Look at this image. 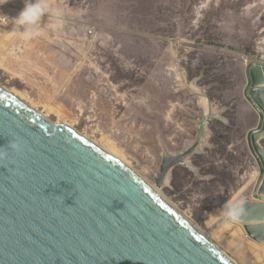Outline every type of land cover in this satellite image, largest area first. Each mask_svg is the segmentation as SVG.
<instances>
[{
	"label": "rangeland",
	"instance_id": "obj_1",
	"mask_svg": "<svg viewBox=\"0 0 264 264\" xmlns=\"http://www.w3.org/2000/svg\"><path fill=\"white\" fill-rule=\"evenodd\" d=\"M0 11V87L155 189L165 152L198 136L194 85L215 113L159 196L235 264H264V245L225 216L253 200L261 173L244 92L246 67L264 62V0H0Z\"/></svg>",
	"mask_w": 264,
	"mask_h": 264
},
{
	"label": "water",
	"instance_id": "obj_2",
	"mask_svg": "<svg viewBox=\"0 0 264 264\" xmlns=\"http://www.w3.org/2000/svg\"><path fill=\"white\" fill-rule=\"evenodd\" d=\"M245 75V99L258 116L247 143L261 173L239 222L263 244L264 62ZM211 117L182 152L165 153L158 187L200 149ZM0 154V264H233L133 170L1 87Z\"/></svg>",
	"mask_w": 264,
	"mask_h": 264
},
{
	"label": "bare ground",
	"instance_id": "obj_3",
	"mask_svg": "<svg viewBox=\"0 0 264 264\" xmlns=\"http://www.w3.org/2000/svg\"><path fill=\"white\" fill-rule=\"evenodd\" d=\"M179 79H180V82H182V83H184L185 82V78L184 77H182V76H179ZM189 87V86H188ZM192 92L193 93H195L196 95H199V106H200V108H201V110L204 112L203 114H204V116H207V117H209V116H212L214 113H215V111L212 109V107H211V104H210V102L200 93V91L196 88V87H194V85H193V87H192ZM42 116V115H41ZM43 118H45L46 119V117H44V116H42ZM68 129H70V128H68ZM72 130V129H71ZM84 139V138H83ZM190 143H188L186 146H188ZM105 152V151H104ZM107 153V152H106ZM166 153V152H165ZM108 155H110L111 157H114L113 155H111V154H109V153H107ZM165 155V154H164ZM163 155V156H164ZM174 155V154H173ZM177 155V154H176ZM175 155V156H176ZM115 159H117L118 161H120L118 158H116V157H114ZM188 160V159H187ZM121 163H123L122 161H120ZM125 166H127L125 163H123ZM185 165H187V161H186V163H185ZM129 169H131L129 166H127ZM132 170V169H131ZM137 174V173H136ZM159 174V173H158ZM157 174V175H158ZM138 175V174H137ZM139 176V175H138ZM140 177V176H139ZM169 177V176H168ZM168 177L166 178V180H165V183H166V181H167V179H168ZM141 179H142V181H144L145 182V180L142 178V177H140ZM145 184H147L146 182H145ZM148 186H149V188H151V190H153L157 195H159V191L161 190L160 189V187H158V186H156V189L154 188V187H151L149 184H147ZM161 197V196H160ZM162 198V197H161ZM163 199V198H162ZM164 200V199H163ZM165 201V200H164ZM166 202V201H165ZM167 203V202H166ZM168 204V203H167ZM169 205V204H168ZM170 206V205H169ZM171 207V206H170ZM175 210V209H174ZM176 211V210H175ZM177 212V211H176ZM178 213V212H177ZM179 214V213H178ZM180 215V214H179ZM181 216V215H180ZM182 217V216H181ZM185 221H187L184 217H182ZM188 222V221H187ZM189 223V222H188ZM237 223H240V224H242L243 225V223H241V222H237ZM190 225H191V223H189ZM192 226V225H191ZM244 226V225H243ZM193 227V226H192ZM205 241H207L208 243H210L212 246H214L217 250H219L215 245H213L211 242H209L208 240H206L195 228H193ZM244 230H245V228H244ZM246 232V231H245ZM249 237V236H248ZM250 238V237H249ZM251 239V238H250ZM256 242V241H255ZM258 243V242H257ZM260 244V243H259ZM261 245H264V243L263 244H261ZM228 258V257H227ZM229 259V258H228ZM230 260V259H229ZM231 262H233L232 260H230ZM233 264H235L234 262H233Z\"/></svg>",
	"mask_w": 264,
	"mask_h": 264
},
{
	"label": "clouds",
	"instance_id": "obj_4",
	"mask_svg": "<svg viewBox=\"0 0 264 264\" xmlns=\"http://www.w3.org/2000/svg\"><path fill=\"white\" fill-rule=\"evenodd\" d=\"M33 7H42L41 5H35ZM32 9L26 8L25 11L21 13L23 16L25 13L30 12ZM14 151L20 153L23 151V146L19 143H13L12 145ZM5 159L4 154H0V161H3ZM245 214V207L243 202L238 201L235 204L229 205L227 208V211L225 212V216L230 220L231 222H239L240 218Z\"/></svg>",
	"mask_w": 264,
	"mask_h": 264
},
{
	"label": "built area",
	"instance_id": "obj_5",
	"mask_svg": "<svg viewBox=\"0 0 264 264\" xmlns=\"http://www.w3.org/2000/svg\"><path fill=\"white\" fill-rule=\"evenodd\" d=\"M9 21L7 17L4 15L3 11H0V23L7 24Z\"/></svg>",
	"mask_w": 264,
	"mask_h": 264
}]
</instances>
